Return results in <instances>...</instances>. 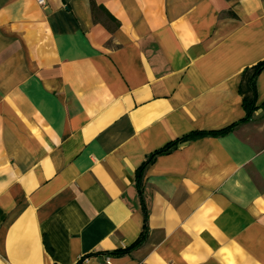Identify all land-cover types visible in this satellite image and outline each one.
Returning a JSON list of instances; mask_svg holds the SVG:
<instances>
[{
  "label": "crops",
  "instance_id": "1",
  "mask_svg": "<svg viewBox=\"0 0 264 264\" xmlns=\"http://www.w3.org/2000/svg\"><path fill=\"white\" fill-rule=\"evenodd\" d=\"M47 1L0 0V264H264V0Z\"/></svg>",
  "mask_w": 264,
  "mask_h": 264
},
{
  "label": "trees",
  "instance_id": "2",
  "mask_svg": "<svg viewBox=\"0 0 264 264\" xmlns=\"http://www.w3.org/2000/svg\"><path fill=\"white\" fill-rule=\"evenodd\" d=\"M92 6H93V8L96 6V4L93 0H92ZM262 71H264V61L258 63L254 67V73H253V77H252V84L253 85H255V80ZM245 107L247 109V114H246L245 118H243L241 121H239V122H237V123H235V124H233L227 128H224L222 130L215 131V132H208V133L203 132V133H199V135H209V136H213V137H221V136H225V135L233 132L240 125L249 123L251 121L252 114L254 113V111L256 109L255 97H253V99H250V100L245 99ZM178 143H179V141H174V142L168 144L163 149L154 152L153 154H151L147 158V160L143 163V165L137 170V187L139 189L141 197H143L142 177H143V172L146 169V167L148 165H150L158 156L168 154L169 152H171L178 145ZM148 219H149V215L145 210L144 232H143V236L140 240V244H142L148 236V229H149ZM126 252L127 251H117V252L111 253V255H123Z\"/></svg>",
  "mask_w": 264,
  "mask_h": 264
},
{
  "label": "built area",
  "instance_id": "3",
  "mask_svg": "<svg viewBox=\"0 0 264 264\" xmlns=\"http://www.w3.org/2000/svg\"><path fill=\"white\" fill-rule=\"evenodd\" d=\"M37 4L42 8H46L48 5V1L47 0H37ZM88 260H89L88 258H83L81 260V263L87 262ZM81 263H79V264H81ZM101 264H115L114 257L110 254H104L102 257Z\"/></svg>",
  "mask_w": 264,
  "mask_h": 264
}]
</instances>
